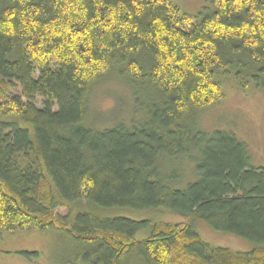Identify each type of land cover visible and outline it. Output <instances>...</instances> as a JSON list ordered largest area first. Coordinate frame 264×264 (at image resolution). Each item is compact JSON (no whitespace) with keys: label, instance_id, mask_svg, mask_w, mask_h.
<instances>
[{"label":"trees","instance_id":"trees-1","mask_svg":"<svg viewBox=\"0 0 264 264\" xmlns=\"http://www.w3.org/2000/svg\"><path fill=\"white\" fill-rule=\"evenodd\" d=\"M212 7L191 17L170 0H0V232L64 233L85 264L130 253L140 264H264V169L232 133L187 122L224 97L218 73L235 69L246 89L251 70L264 89V0ZM110 75L133 89L142 119L92 129L89 93ZM162 158L189 161L195 179L180 186L182 171H167ZM81 203L186 221L100 218ZM194 219L256 247H211Z\"/></svg>","mask_w":264,"mask_h":264},{"label":"rangeland","instance_id":"rangeland-1","mask_svg":"<svg viewBox=\"0 0 264 264\" xmlns=\"http://www.w3.org/2000/svg\"><path fill=\"white\" fill-rule=\"evenodd\" d=\"M180 15L191 17L203 16L213 10L212 0H170ZM246 64L247 62L244 61ZM232 70L228 75L218 73L215 80L219 83L224 97L187 118V122L196 130L211 134L214 131L232 133L242 142L254 168L264 169V89H258L246 75L249 86L241 89L235 84ZM245 75V74H244ZM133 89L114 75H110L92 87L88 98V117L85 125L102 130L118 123L128 126L136 124L142 115L137 110ZM149 91V90H148ZM151 92H153L151 90ZM20 94L18 87L11 91ZM154 93V92H153ZM139 104L150 101L148 97H138ZM40 106V99H37ZM137 108V109H136ZM161 167L167 171L180 168L183 173L180 186L195 179L194 165L187 160L173 161L160 159ZM79 211L90 212L100 218H126L132 221L148 220L151 224H177L185 218L165 210L132 211L127 209H95L81 203ZM56 215L65 216L67 210L58 208ZM193 228L200 240L214 248H225L233 252H248L256 247L251 242L235 236L214 231L203 221L193 220ZM149 230L138 232L135 240L147 237ZM80 248L67 235L58 231L38 232L33 230H16L12 234L0 232V264H85L75 259ZM24 253L32 254L29 257ZM119 264H140L136 254H128Z\"/></svg>","mask_w":264,"mask_h":264}]
</instances>
